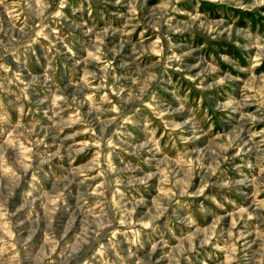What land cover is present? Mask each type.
Returning a JSON list of instances; mask_svg holds the SVG:
<instances>
[{
  "label": "rangeland",
  "instance_id": "obj_1",
  "mask_svg": "<svg viewBox=\"0 0 264 264\" xmlns=\"http://www.w3.org/2000/svg\"><path fill=\"white\" fill-rule=\"evenodd\" d=\"M49 3L42 25L35 0L0 3V130L23 123L32 141L31 167H16L19 180L0 178V207L16 239L36 229L22 264L49 229L59 264L69 225V235L88 227L92 236L101 224L108 227L91 250L78 254L89 264H223L230 232L239 236L234 264L264 260V54L254 47L264 6ZM56 96L64 99L53 103ZM112 105L120 109L114 123L118 114L105 111ZM93 131L115 145L101 146L100 167L108 152L113 166L104 176L92 170ZM8 157L13 165L20 158ZM105 181L103 195L89 194Z\"/></svg>",
  "mask_w": 264,
  "mask_h": 264
},
{
  "label": "clouds",
  "instance_id": "obj_2",
  "mask_svg": "<svg viewBox=\"0 0 264 264\" xmlns=\"http://www.w3.org/2000/svg\"><path fill=\"white\" fill-rule=\"evenodd\" d=\"M4 0H0V3H3ZM119 2V0H117ZM35 5L38 9V19L40 20L41 25L43 24L44 20L48 19L49 16H46L45 13L48 11V9L51 7V4L49 3V0H35ZM257 6H264V0H255V3L253 7ZM60 8L64 7V0H60L59 4ZM134 11V9H132ZM61 15L60 11H56L53 13H50L51 17H59ZM39 27V25L37 26ZM3 31V28L0 27V32ZM21 32L24 31L23 28L20 29ZM40 33L37 32V35ZM15 35L11 36V40L15 41ZM264 40V37H257L256 43L254 44V47H257L259 49V52L257 53V56L259 57L261 54H264V43H261L260 41ZM3 41L0 40V48H3ZM13 49L5 48L4 51L8 52ZM14 54V50H13ZM91 56L92 54L89 53ZM223 81H220L222 83ZM85 83H87V77L85 78ZM251 87V85H249ZM264 91V88L261 89ZM143 91V90H142ZM64 99L62 96H56L53 103H56L59 100ZM88 100H92L93 97L89 96L87 97ZM106 99V97L104 98ZM109 103H111L109 101ZM95 107V105H94ZM105 111L110 113H117V116L109 117V119L114 123L119 117L120 109L116 105H112L110 108L105 109ZM22 112V109H21ZM249 118L253 121L256 120L255 116H249ZM79 117H74L71 121L72 124H75L78 122ZM103 123V121H102ZM30 129H26L23 123H16L14 125H11L9 129H3L0 130V178H9L12 180H19L20 177L17 173L16 167L19 166L20 168H23L25 171H27L31 164L29 163L31 152V145L32 141L29 139L30 136ZM120 133L117 131L113 135H119ZM93 137L95 138L93 143L95 144L96 148L98 149L95 157L93 158V163L96 165V167L92 170L97 172L98 176H104L107 173H110L113 170V166L111 164V152H108L105 156V162L107 163L108 167L107 169H102L100 167V157H101V146L104 145L108 149H113L115 147L113 139L108 138L107 140H102L99 137H96L95 132L92 133ZM87 142H85L86 146ZM27 145V147H25ZM8 150H12L14 153L19 154V159L16 160L15 165L9 163V157H8ZM77 152H81L83 150L82 147H77L75 149ZM73 172L79 175H83V171L80 169H73ZM89 179H96L97 177H88ZM81 183H84V181H81ZM108 182L105 181L102 184L98 186V189L93 191L90 189L89 194L90 195H96L100 196L103 195V192L105 189V185H107ZM110 186V185H109ZM62 195V194H61ZM107 202V201H106ZM49 203H52L50 200ZM261 207H264V202H261ZM244 209H240V213H244ZM94 214V213H93ZM159 217H156L154 219H158ZM252 217H250L251 219ZM99 219V217H97ZM123 221H121L122 223ZM85 224H87V221H85ZM149 224L143 225V227H149ZM236 221L233 220L232 227L235 228ZM108 227V225H99L97 229L94 232V235L89 236V228L85 227L80 236H76L75 233H72L69 235L70 232H72L71 225L66 229L64 232V236L67 237L63 241V247L61 248L59 252V264H69V262H73V264H89V260L86 258H83L79 256L82 251H84V245H88V250H91V247L93 243L96 242L97 238L100 235V232L105 228ZM215 225H213V228ZM36 229L33 228L30 232V234L26 238H22L20 240H17L15 237V234L12 229L11 221L8 217V214L4 211L2 207H0V264H22L21 260V252L25 251L29 248L31 241L33 237L35 236ZM117 235L116 232L111 233V237H115ZM46 239L44 240V243L42 246L38 245H32L31 251L25 252L24 259L29 261V264H32L33 260H39V264H44L45 261H48V264H55V262L52 261V256L57 254V248L59 246V242L57 241L56 237L54 235H51V229H49V232L45 234ZM230 240L225 248L220 249L225 253V258L223 261V264H234V261L237 258L238 254V248L236 246L237 240L239 239L238 235H234L233 233H229ZM189 245H192L193 237L190 235L187 237ZM135 241H133L134 243ZM155 247V246H154ZM38 248V251H37ZM103 244L100 245V251H103ZM183 249L181 248V251ZM261 250L264 251V244L261 245ZM173 259H176L173 257ZM137 264H142L141 261H137ZM176 264H179V260H176ZM259 264H264V260L259 261Z\"/></svg>",
  "mask_w": 264,
  "mask_h": 264
}]
</instances>
